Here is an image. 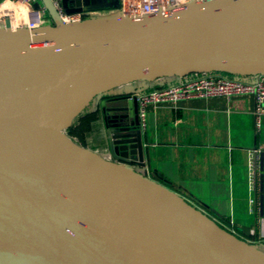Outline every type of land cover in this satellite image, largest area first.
Segmentation results:
<instances>
[{
	"label": "water",
	"instance_id": "water-1",
	"mask_svg": "<svg viewBox=\"0 0 264 264\" xmlns=\"http://www.w3.org/2000/svg\"><path fill=\"white\" fill-rule=\"evenodd\" d=\"M41 1L51 24L0 26V264H264V251L136 168L143 135L131 93L146 88L108 95L163 77L264 74V0L68 22ZM61 3L67 13L118 6ZM95 98L112 159L67 133Z\"/></svg>",
	"mask_w": 264,
	"mask_h": 264
},
{
	"label": "crops",
	"instance_id": "crops-1",
	"mask_svg": "<svg viewBox=\"0 0 264 264\" xmlns=\"http://www.w3.org/2000/svg\"><path fill=\"white\" fill-rule=\"evenodd\" d=\"M100 11L115 12L111 8L97 9L92 15H100ZM174 82L173 77L134 81L108 95ZM102 100L93 99L77 116L75 127L88 117L89 129L84 140L70 136L112 159ZM253 109L251 94L149 103L143 110L138 103L144 164L136 168L167 183L220 225L264 251V115L256 126Z\"/></svg>",
	"mask_w": 264,
	"mask_h": 264
},
{
	"label": "built area",
	"instance_id": "built-area-1",
	"mask_svg": "<svg viewBox=\"0 0 264 264\" xmlns=\"http://www.w3.org/2000/svg\"><path fill=\"white\" fill-rule=\"evenodd\" d=\"M186 1L188 0H118V6L113 8V11L126 16L142 17L178 7ZM36 2L38 7H34ZM51 2L63 22L90 16L95 11L81 10L67 13L61 0H51ZM23 11L25 18L17 20L14 27L25 26L31 29L52 23V18L41 0H0V26L4 25L5 19L11 21ZM131 94L136 95L141 110L149 103L175 102L192 97L207 98L219 95L231 97L251 94L254 99L253 114L256 126H259L264 115V74H257L251 81L237 79L219 72L191 74L174 83ZM253 234L254 231L251 230L250 235Z\"/></svg>",
	"mask_w": 264,
	"mask_h": 264
},
{
	"label": "trees",
	"instance_id": "trees-1",
	"mask_svg": "<svg viewBox=\"0 0 264 264\" xmlns=\"http://www.w3.org/2000/svg\"><path fill=\"white\" fill-rule=\"evenodd\" d=\"M223 74H225V73H223ZM225 75H228V76H231V77H233L232 75H230V74H225ZM90 120V119H89ZM75 126H74V124H72L69 128H67L68 129V132H69V134L70 135H74L75 136V133H76V135L78 134L77 132H76V128L78 127V128H80V129H82V131H87L88 129H89V121H88V117H87V120L83 123H81V124H79V125H77L76 126V128H74ZM77 128V129H78ZM79 129V130H80ZM83 133V132H82ZM80 134V133H79Z\"/></svg>",
	"mask_w": 264,
	"mask_h": 264
},
{
	"label": "rangeland",
	"instance_id": "rangeland-1",
	"mask_svg": "<svg viewBox=\"0 0 264 264\" xmlns=\"http://www.w3.org/2000/svg\"><path fill=\"white\" fill-rule=\"evenodd\" d=\"M111 11H100L99 12V14L100 15H106V14H109ZM79 117V116H78ZM76 118L75 119V121H74V123L73 124H75V123H77V121L79 120V118ZM74 128H76V127H74ZM78 128V127H77ZM76 128V132L78 133L77 135H76V133H75V135H76V137L78 138V141L80 140H84V138L83 137H85V135L87 134V132L86 131H82V129H80V128H78L77 129ZM80 129V130H79ZM83 132V133H82ZM67 133L69 134V132H68V129H67ZM80 133V134H79ZM70 135V134H69ZM74 136V135H73ZM75 137V136H74ZM77 138H75V139H77Z\"/></svg>",
	"mask_w": 264,
	"mask_h": 264
},
{
	"label": "bare ground",
	"instance_id": "bare-ground-1",
	"mask_svg": "<svg viewBox=\"0 0 264 264\" xmlns=\"http://www.w3.org/2000/svg\"><path fill=\"white\" fill-rule=\"evenodd\" d=\"M23 18H25V12L24 11L21 12L19 15H16L15 19H11V21H10L11 26L14 27L16 24V21L19 19H23Z\"/></svg>",
	"mask_w": 264,
	"mask_h": 264
}]
</instances>
